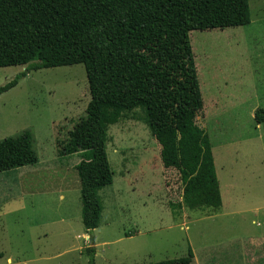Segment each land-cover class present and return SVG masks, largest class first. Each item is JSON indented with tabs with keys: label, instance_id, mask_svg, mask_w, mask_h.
Listing matches in <instances>:
<instances>
[{
	"label": "rangeland",
	"instance_id": "obj_1",
	"mask_svg": "<svg viewBox=\"0 0 264 264\" xmlns=\"http://www.w3.org/2000/svg\"><path fill=\"white\" fill-rule=\"evenodd\" d=\"M248 5L246 26L189 33L204 103L198 123L214 151L221 209L177 203L179 175L163 169L144 113L135 109L108 128L113 183L97 193L100 223L86 233L74 169L80 158L59 155L90 100L85 70L32 71L0 95V141L28 131L39 158L0 173V264H87L90 237L95 264H157L186 258L188 249L191 264H245L243 241L264 225V124L253 120L264 108V0ZM137 51L169 64L185 54L180 40ZM24 68H0V86Z\"/></svg>",
	"mask_w": 264,
	"mask_h": 264
},
{
	"label": "trees",
	"instance_id": "obj_2",
	"mask_svg": "<svg viewBox=\"0 0 264 264\" xmlns=\"http://www.w3.org/2000/svg\"><path fill=\"white\" fill-rule=\"evenodd\" d=\"M248 0H0V68L25 67L0 86V95L32 71L82 65L90 100L68 132L61 157L77 153L75 165L86 233L100 223L97 193L113 183L106 153L107 131L123 113L140 109L159 146L164 170L178 173L179 201L189 210L222 207L209 136L198 123L203 98L189 42L191 31L246 26ZM180 40V64L162 55L141 56L137 47ZM264 124V108L254 112ZM33 137L25 131L0 141V173L36 166ZM170 207L174 203H169ZM87 264H95L88 239ZM187 257L157 264H190Z\"/></svg>",
	"mask_w": 264,
	"mask_h": 264
},
{
	"label": "crops",
	"instance_id": "obj_3",
	"mask_svg": "<svg viewBox=\"0 0 264 264\" xmlns=\"http://www.w3.org/2000/svg\"><path fill=\"white\" fill-rule=\"evenodd\" d=\"M203 107H204V103H203ZM213 152L214 151L212 150V154ZM213 160H214V157H213ZM214 166H215V171H216V176H217L218 173L216 170L215 161H214ZM217 179H218V176H217ZM221 201H222V197H221ZM257 227H261V230L257 232L260 234L258 236L252 235L246 241L245 240L243 241V253L242 254H244V257H245V264H264V225L262 226L257 225Z\"/></svg>",
	"mask_w": 264,
	"mask_h": 264
}]
</instances>
